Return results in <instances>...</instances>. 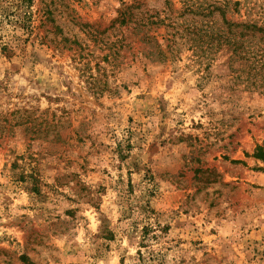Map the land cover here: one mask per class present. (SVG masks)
Wrapping results in <instances>:
<instances>
[{"label":"rangeland","instance_id":"374dc122","mask_svg":"<svg viewBox=\"0 0 264 264\" xmlns=\"http://www.w3.org/2000/svg\"><path fill=\"white\" fill-rule=\"evenodd\" d=\"M184 1L0 0V264H264V33L146 58Z\"/></svg>","mask_w":264,"mask_h":264},{"label":"trees","instance_id":"16d2710c","mask_svg":"<svg viewBox=\"0 0 264 264\" xmlns=\"http://www.w3.org/2000/svg\"><path fill=\"white\" fill-rule=\"evenodd\" d=\"M25 1L32 2L33 0ZM239 5V2L232 4L230 0H191V2L184 1L183 12L177 17L170 12L163 18L158 15L152 18L137 19L135 23L138 29L142 26L148 28L150 26L157 28L161 26L168 31L160 39L157 35H150L148 30L145 31L142 41L148 49L146 50L148 52L145 54L146 58H149L151 61L168 62L178 53L175 50L178 41H186L185 43L194 47V50L202 48L204 45L211 50L218 43V45L229 46L230 49H233L232 56L236 57L238 54L246 56V53H249V49L246 48L247 51H245V44L242 41L243 36L247 35L248 31L264 33V27L262 25L259 26L257 22L233 23L228 21L226 16L230 12L231 6L237 13L240 11ZM183 17L184 19L181 20ZM129 21L131 20H127L124 16L121 19V24H127ZM222 22L227 26H224ZM179 44L184 45L182 42H179ZM260 58L263 59L264 54ZM19 113L18 117L21 120H18L15 125L24 123L25 121L32 122L29 118L30 115H27L28 117L25 119L23 117L24 114ZM11 129L12 126L9 130ZM254 157L264 162V146L256 147Z\"/></svg>","mask_w":264,"mask_h":264}]
</instances>
